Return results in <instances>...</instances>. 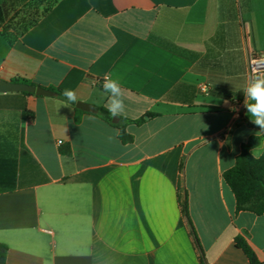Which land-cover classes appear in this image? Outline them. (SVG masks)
I'll return each instance as SVG.
<instances>
[{
	"label": "crops",
	"instance_id": "1",
	"mask_svg": "<svg viewBox=\"0 0 264 264\" xmlns=\"http://www.w3.org/2000/svg\"><path fill=\"white\" fill-rule=\"evenodd\" d=\"M252 54L264 0H0V80L55 92H0L6 264H203L180 194L207 264H250L237 236L264 263V214L238 212L224 179L252 136L264 153V128L235 115ZM106 78L119 117H149L132 143L96 111L77 121V102L105 107Z\"/></svg>",
	"mask_w": 264,
	"mask_h": 264
},
{
	"label": "trees",
	"instance_id": "2",
	"mask_svg": "<svg viewBox=\"0 0 264 264\" xmlns=\"http://www.w3.org/2000/svg\"><path fill=\"white\" fill-rule=\"evenodd\" d=\"M15 82L34 85L31 81L21 78H16ZM63 93L64 91L62 89H58L57 94L67 99ZM76 112L78 113L77 121H79V115L82 114L83 111L76 108ZM94 114L112 126L118 128L120 139L124 144H129L134 141L133 135L127 131V126L129 124L140 125L145 122L144 117L135 120L119 117L120 122L113 123V117L105 107H96V112ZM149 116L152 117L153 114H150ZM261 143V137L252 136L247 143L242 145V151L236 160L235 166L224 173L226 183L230 186L236 196L238 212L248 211L257 215L264 214V153L258 158L253 155V151L258 148ZM62 153L70 154L71 149L69 147L64 148L62 149ZM183 170L184 164L182 163L180 167L181 174H183ZM180 192L182 193V190ZM180 199L183 215L191 227L196 245L201 253L202 263L207 264L205 254L200 246L199 239L192 225L187 194H180ZM235 242L236 246L244 251L250 264H264L259 260L255 250L243 236H237ZM7 252L8 248L4 245H0V264H6Z\"/></svg>",
	"mask_w": 264,
	"mask_h": 264
},
{
	"label": "clouds",
	"instance_id": "3",
	"mask_svg": "<svg viewBox=\"0 0 264 264\" xmlns=\"http://www.w3.org/2000/svg\"><path fill=\"white\" fill-rule=\"evenodd\" d=\"M103 88L109 94L108 102L105 105L107 111L112 117L121 116L125 112V105L118 82L106 78ZM63 94L69 101L73 103L77 102L73 91L65 89ZM246 95L256 101L255 104L245 103L248 113L251 114V117L255 118L252 121L261 128H264V79H255L254 84L246 90Z\"/></svg>",
	"mask_w": 264,
	"mask_h": 264
},
{
	"label": "water",
	"instance_id": "4",
	"mask_svg": "<svg viewBox=\"0 0 264 264\" xmlns=\"http://www.w3.org/2000/svg\"><path fill=\"white\" fill-rule=\"evenodd\" d=\"M0 92L1 93H8V92H28V93H34L38 96H53L55 95L54 91L45 89L40 86L30 85L26 83H18L13 81H5L0 80ZM76 107L78 109L84 110L86 112H95L96 108L88 103L84 102H77ZM146 120L149 119V117H145ZM120 121L119 117H113V123H118Z\"/></svg>",
	"mask_w": 264,
	"mask_h": 264
},
{
	"label": "built area",
	"instance_id": "5",
	"mask_svg": "<svg viewBox=\"0 0 264 264\" xmlns=\"http://www.w3.org/2000/svg\"><path fill=\"white\" fill-rule=\"evenodd\" d=\"M259 75V76H257ZM264 79V56L260 55H254L252 54L250 56V61H249V87H251L255 79ZM104 81H99V83L104 84ZM248 87V88H249ZM248 96L245 100L241 101L238 103L236 106L235 110V115L236 117L242 118L243 111L245 110V103H247ZM63 141H58V145H62Z\"/></svg>",
	"mask_w": 264,
	"mask_h": 264
}]
</instances>
